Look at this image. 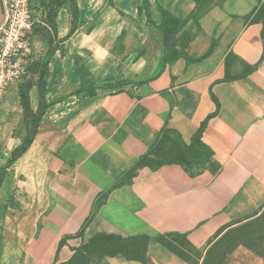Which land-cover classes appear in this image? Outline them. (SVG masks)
<instances>
[{
    "label": "crops",
    "instance_id": "0c3cea01",
    "mask_svg": "<svg viewBox=\"0 0 264 264\" xmlns=\"http://www.w3.org/2000/svg\"><path fill=\"white\" fill-rule=\"evenodd\" d=\"M76 2L75 32L63 5L52 45L34 48L35 60L54 50L50 105L0 185V264H202L222 235L264 210V0H221L196 21L195 0H150L154 22L160 7L188 19L177 35L190 31L186 43L167 60L144 0ZM5 17L0 0V27ZM92 85L93 95L77 93ZM20 87L8 80L0 100V167L26 135ZM30 103L40 105L37 85ZM206 121L205 165L173 150L143 160L165 133L198 158ZM98 235L114 239L84 248Z\"/></svg>",
    "mask_w": 264,
    "mask_h": 264
},
{
    "label": "trees",
    "instance_id": "16d2710c",
    "mask_svg": "<svg viewBox=\"0 0 264 264\" xmlns=\"http://www.w3.org/2000/svg\"><path fill=\"white\" fill-rule=\"evenodd\" d=\"M37 1H39L40 4L42 3V0H32V7L36 5ZM195 1L197 3L198 11L196 14L194 13L195 15H192V16H194V19L196 21L197 17H199L205 11L200 12L199 2L198 0H195ZM73 5H74L72 7L73 21H72V29L70 32V36L75 32L78 26V17H79V8H78V4L76 0H73ZM43 6H44L43 13L45 15V18H47L48 16L54 20V30H55L54 32H55V35H57L56 20L58 16V11L63 6V4H59L56 8L52 7L49 4L48 5L43 4ZM150 7H151L150 0H144V4L142 7H140V11L145 10L148 15V21L154 24L155 26H157L162 31L163 36H164V46H165V51H166L165 60H167V51H169V49L172 50V46L178 39L177 38L178 33L186 25V23L188 22V19L186 20L179 19L175 17L172 13L160 7V11L162 14V20L158 24L154 22L152 19ZM169 22L176 23L177 26L168 27ZM53 53H54V50L50 48L47 54L45 55V58L34 60L28 66L27 74L21 80L20 95H21V103L24 108V127L26 130V135L22 143L13 151L12 156L9 158V160L3 166L0 167V185L3 183L6 177V174L8 172V169L18 160L20 156H22L27 151V149L33 143L35 136L38 132L40 122L45 114L46 109L50 105V103L46 101V91H47L46 77L49 72V61ZM180 55L182 54H177V56H180ZM32 73H34L35 75L34 79L30 78ZM33 85H37L39 89L40 105L37 110H34L30 103V90ZM96 87L97 85H92V86H89L87 88H83L77 91V93L81 94L82 92H87L88 95H93L95 93ZM206 124H207V121L202 125L201 129L199 130V132L197 133L193 141V146L200 149L202 152L200 153L198 158H194V156L189 151L183 150L180 147L177 139L172 138L167 133H165L164 135H162L159 142L156 144V146L152 150L153 152L146 154L143 157V160L147 161L151 153H154L155 155H160L163 157L164 154L169 155L168 153L169 150H173V152L175 153V156L187 166L200 167L201 165H205L211 155L210 149L201 140V136H202V133H203V130ZM161 161L162 160H159V162ZM137 167L138 166H136L135 168H132L129 172L125 173L122 177H120L116 181V185H121L124 183L131 182L132 174L135 172ZM85 226L82 229L81 233H83ZM103 239L112 241L114 237L108 236V235L95 236L88 242V244L84 246V248H90L98 240H103Z\"/></svg>",
    "mask_w": 264,
    "mask_h": 264
},
{
    "label": "rangeland",
    "instance_id": "374dc122",
    "mask_svg": "<svg viewBox=\"0 0 264 264\" xmlns=\"http://www.w3.org/2000/svg\"><path fill=\"white\" fill-rule=\"evenodd\" d=\"M220 1L198 0L199 10L200 12L206 11ZM43 4H49L54 8L59 4H63L69 10L74 6L73 0H42L41 4L37 1L36 5L32 7L33 16L36 21L31 29H28L26 36L30 42L29 56L34 60L37 54L34 48H37L41 44L50 47L56 36L54 32V20L48 16L45 18ZM168 24V27L177 26L176 23L172 22ZM189 32L186 35H182V37H178L177 41L185 44ZM3 36V33H1L0 41ZM41 58H45V56ZM30 78H35L34 73L31 74ZM166 243L174 246L183 254L192 257L183 239L171 237L166 240ZM143 247L144 245H139V248ZM82 262L83 260L80 261V263ZM202 264H264V210L257 217L236 225L222 235L210 248Z\"/></svg>",
    "mask_w": 264,
    "mask_h": 264
},
{
    "label": "built area",
    "instance_id": "2783aa9c",
    "mask_svg": "<svg viewBox=\"0 0 264 264\" xmlns=\"http://www.w3.org/2000/svg\"><path fill=\"white\" fill-rule=\"evenodd\" d=\"M5 22L0 27V100L8 80H22L34 61L26 36L35 23L32 0H4Z\"/></svg>",
    "mask_w": 264,
    "mask_h": 264
}]
</instances>
